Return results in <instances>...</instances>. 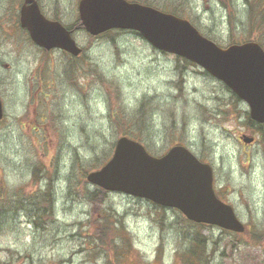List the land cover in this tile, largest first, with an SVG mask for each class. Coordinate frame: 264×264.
<instances>
[{
  "label": "rangeland",
  "instance_id": "1",
  "mask_svg": "<svg viewBox=\"0 0 264 264\" xmlns=\"http://www.w3.org/2000/svg\"><path fill=\"white\" fill-rule=\"evenodd\" d=\"M4 1L0 11L18 6ZM39 1L47 14L76 20L79 0ZM143 1L160 9L179 0ZM246 3L186 0L184 15L226 48L245 41L237 32L246 23ZM229 19L238 28L228 37ZM75 36L84 53L69 62L60 52L40 51L25 33L0 28L6 113L0 122V196L21 202V193L35 194L48 202L41 208L24 204L1 221L0 264H195L187 252L192 233L205 242L198 264H264V125L250 123L248 105L200 67L159 52L135 32ZM146 96L170 109L148 105ZM129 135L153 155L181 143L209 162L218 194L246 231L194 224L177 209L99 193L86 176ZM244 136L253 143L245 144ZM40 211L47 214L34 221Z\"/></svg>",
  "mask_w": 264,
  "mask_h": 264
},
{
  "label": "water",
  "instance_id": "2",
  "mask_svg": "<svg viewBox=\"0 0 264 264\" xmlns=\"http://www.w3.org/2000/svg\"><path fill=\"white\" fill-rule=\"evenodd\" d=\"M78 10L81 26L92 36L112 29L135 31L157 50L199 65L248 104L254 121L264 123V49L257 42L223 48L187 19L127 0H80ZM20 21L39 47L62 49L75 56L81 53L72 31L48 20L37 0H25ZM3 115L0 100V120ZM243 141L253 139L244 137ZM87 180L109 192L175 208L195 223L245 231L232 205L216 195L212 166L184 145H174L156 157L141 142L122 136L112 157L89 173Z\"/></svg>",
  "mask_w": 264,
  "mask_h": 264
},
{
  "label": "trees",
  "instance_id": "3",
  "mask_svg": "<svg viewBox=\"0 0 264 264\" xmlns=\"http://www.w3.org/2000/svg\"><path fill=\"white\" fill-rule=\"evenodd\" d=\"M141 1L144 3L147 2V1H143V0H141ZM185 1L186 0H184L182 2H181V0L174 1V2L171 1V2L161 6L160 9L171 12V13L176 14L178 16L186 17L184 15V8L185 7L183 6ZM246 2L247 3L244 4V7H245L244 11L246 12V23L243 24L242 28L238 29L239 31L237 33L240 35V38H242L244 40H248V39H252V38L256 39L261 44V46L264 47V0H246ZM227 8L229 9L230 12L233 9L231 4L227 5ZM237 26L238 25H236L234 23V21H232V19H229V21L227 22V30H226L228 37L231 35L232 36L234 35V32H235L234 28H238ZM118 33H119V30H112V31L105 33L104 35H109V34L114 35V34H118ZM206 36L209 37V35H206ZM234 42H235V40H234ZM181 59L187 64L194 65V64L190 63L189 61H187L183 58H178V60H181ZM202 74L208 75L204 71L202 72ZM179 87H177L176 90L177 89L179 90ZM155 97L156 96L144 97L147 100V102H145V103H147L148 105H150L154 108L159 107V109H164L165 111H168V109H170L169 107L168 108L166 106L164 107V105L161 104V102H159L157 104V102L154 101ZM145 121H146V119H145ZM146 123H147V121H146ZM259 128H260V126H258V129ZM132 137H135V136H132ZM101 165H102V162H101ZM45 170H47V169H44V172H45ZM36 173L34 172L33 175ZM95 192L99 195V193H101L103 191H100V192L94 191L93 193L95 194ZM7 194H8V192H7ZM97 194H95V196ZM98 195L96 198H98ZM0 197H1L0 198V227L2 226L1 221L5 222L6 217L8 215H11V212L15 213V210H17L18 207L22 208L24 204H26V205L28 204L29 207H31V203H32V204H35L33 207H38V208L39 207L41 208L43 205L48 204L47 200L45 199V197L43 195L41 197L36 196L35 194L28 196V195H24L23 193H21L19 195V197L22 198L21 202H16V200L14 201V199L12 197H9V196L6 197L4 194H2V196H0ZM27 198H28V203H27ZM40 210H42V209H40ZM44 214H47V213H41V211H40V213L39 212L34 213V215H35L34 221L40 220L44 216ZM10 218H12V220L14 219L13 216H11ZM190 239H191L190 240V246L188 247L187 252H188L190 258H194L196 261L199 262L202 259V257L206 255L205 254V242L203 241L204 237H200L198 234L192 233V236ZM27 252H29V251H26L25 255H27V257H29ZM7 263H9V262H7Z\"/></svg>",
  "mask_w": 264,
  "mask_h": 264
},
{
  "label": "flooded vegetation",
  "instance_id": "4",
  "mask_svg": "<svg viewBox=\"0 0 264 264\" xmlns=\"http://www.w3.org/2000/svg\"><path fill=\"white\" fill-rule=\"evenodd\" d=\"M6 1L8 2V4L10 3V0H5L2 3V5L5 4ZM11 1L16 2L18 4V6H17V8L12 9V10L10 8H8V10H6V12L4 10H1L0 11V28H2V29L5 28V27H7V29H11L12 28V29L17 30L19 32H23V33H25L27 35L28 34L27 31L21 27V21H20V9L23 6L25 0H11ZM132 1L140 2L138 0H132ZM38 2H39V5H40V8H41L42 13H44V15L46 17H48L49 19H52V20H59L60 22L64 23L63 25H66V27L68 29H70V30L73 31L72 36H73V38L75 40V43L79 47H81V50H82L81 53H80V55H78V56H73V55L69 54L68 52H66L64 50H59V49H52V50L47 51V52H53V51L54 52H60V53H62L66 57V59L69 62L76 61L79 58H81L82 55H83V53H84V48L79 45V42L77 40V37L75 36L76 33L79 31V23L77 22L78 16L76 17V20L74 19L71 23H66L62 18H60L58 16L57 13H55V15L52 14V13L47 14V12H45V10L43 9V7L41 6L39 0H38ZM5 8H6V6H5ZM98 38L99 37H95L94 39H98ZM40 51H45V50L40 49ZM5 54H6V52H5ZM7 66H8V64H5L4 65V68L6 69ZM239 102L240 103L241 102L244 103L243 101H239Z\"/></svg>",
  "mask_w": 264,
  "mask_h": 264
}]
</instances>
